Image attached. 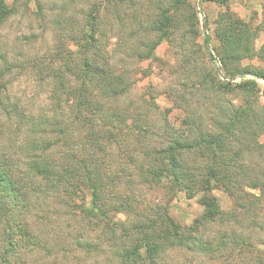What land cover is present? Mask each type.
Returning a JSON list of instances; mask_svg holds the SVG:
<instances>
[{
    "label": "trees",
    "instance_id": "trees-1",
    "mask_svg": "<svg viewBox=\"0 0 264 264\" xmlns=\"http://www.w3.org/2000/svg\"><path fill=\"white\" fill-rule=\"evenodd\" d=\"M45 1L0 0V25L33 3L39 21L45 20V9L55 12L56 31L47 107L26 106L6 94L5 76L17 63L0 48V223L7 230L0 264H10V255L38 243L29 220H9L7 200H18L24 211H31L35 202L48 197L69 209L65 215L77 223L90 230L100 226L103 235L110 231L115 242L108 238V243L116 246L119 264H157L167 250L178 247L204 256L226 250L231 260L248 253L250 264H264L262 250L246 235L258 226L264 230L258 222L264 205V90L257 82L264 80V41L254 47L264 34V1L261 21L252 27L229 9L230 0H201L225 8L213 29L224 79L212 68L209 36L196 42L201 27L206 32V22L200 24L202 11L189 0L87 1L86 8H79L82 22L76 24L62 21L74 0H62L59 7ZM102 13L111 15L110 29L118 44L122 40L126 46V55L139 60L151 57L159 43L181 31L182 44L187 33L193 36L192 59L180 68L190 76V100L177 95L173 104L183 113L178 132L168 123V110L157 123L150 113L158 109L154 100L150 111L130 112L118 104L130 82L100 55ZM153 35L156 40H150ZM250 60L261 66L244 64ZM238 75L240 82L225 79ZM206 104L210 108L205 110ZM67 108L74 114L68 116ZM107 144L115 149L118 170L111 171L106 163ZM133 186L182 192L197 198L203 212L191 224L179 225L166 207L144 203ZM215 191L226 195L229 209L222 208ZM118 213L134 219L128 229ZM38 220L35 215L33 222ZM211 225L216 230L205 237L203 231ZM76 237L78 251H100L82 241L83 232L77 230ZM259 237L258 245H264Z\"/></svg>",
    "mask_w": 264,
    "mask_h": 264
},
{
    "label": "rangeland",
    "instance_id": "rangeland-1",
    "mask_svg": "<svg viewBox=\"0 0 264 264\" xmlns=\"http://www.w3.org/2000/svg\"><path fill=\"white\" fill-rule=\"evenodd\" d=\"M13 0H5L7 4H11ZM66 1V0H65ZM95 3L99 0H74L73 5L65 11L66 17L62 16V21L73 24L82 22L81 8H86L85 2ZM144 1V0H141ZM199 11L200 24L204 20L206 22V32L201 27L200 35L196 38V42L202 43L204 34L210 38L209 47L213 56L212 68L215 69L219 79H224L220 73V62L216 56L215 47L217 40L214 34V22L217 15L225 10L224 6L214 2H202L201 0H189ZM264 0H230L229 9L238 17L247 21L252 27L261 21L262 3ZM62 0H46L45 3H56L60 6ZM47 5V6H48ZM35 6L30 3L28 9L20 8L19 11L12 15L8 20L0 25V48L1 51L9 52V59L17 63L15 69L5 76L6 94L12 99L19 101L21 104L30 107H47V96L49 93V73H50V56L54 53L55 45V12L45 9V20L39 21L34 15ZM58 11H56L57 14ZM102 22L99 25L100 31L104 34L101 36V43L104 44V61H107L117 71H123L130 82L129 91L118 101V104L127 108L130 112L150 111V103L154 100L158 109L151 110L150 113L156 115L155 120L161 124L160 116L168 110L167 120L170 126L174 127V132L179 127L180 119L183 113L173 107L174 101L178 102L177 95L190 100V76L185 71L181 72L182 62L185 59H192L193 36L189 33L185 36V44H182V32L175 34L173 39L162 41L154 49L152 56L139 60L135 57H128L126 54V46L122 45L114 38L115 31L110 29L113 22L111 15L102 13L100 18ZM115 25V24H114ZM114 30V29H113ZM115 30L117 28L115 27ZM64 35L66 33H63ZM120 36V35H119ZM150 40H156V36L150 37ZM264 41V34L260 33L254 41V47L257 50ZM153 42V41H152ZM121 44V45H120ZM35 63L39 65L35 66ZM245 65L261 66L259 60L245 61ZM59 66V64H58ZM53 70V69H52ZM250 78L251 77H245ZM231 82H240L242 77L236 76L232 79L225 78ZM259 89L264 90V80L257 79ZM264 100V98L262 97ZM224 100H226L224 98ZM181 102L182 99H179ZM209 104L205 105V110ZM210 108V106H209ZM68 116L74 114L72 109L65 110ZM161 112V113H160ZM264 141V135L260 138ZM77 141V140H74ZM69 142V141H68ZM79 146V145H78ZM106 146V163L111 171L118 170L116 152L112 145ZM264 166V164H263ZM126 176L124 179H127ZM136 180V179H133ZM136 183L135 181H133ZM140 199L146 204H156L166 207L169 215L179 225H189L202 212V206L198 203L197 198L188 199L182 192L176 194L170 193L166 188L160 186L153 189L139 188L133 186ZM224 210L230 208V201L221 191L214 193ZM87 198V197H86ZM55 199L48 197L40 203L35 202L33 212L23 210L18 200L8 199L7 208L10 211L9 220L19 222L20 220H29L33 230L37 232L38 237L32 248L20 250V255H10V264H119L114 256L116 246H110L108 238L115 242L114 235L102 232L100 226L96 229H89L82 223H77L71 215L66 216V212H71L58 203H54ZM76 202V201H75ZM38 203V204H37ZM58 213V214H57ZM50 218L47 220L48 215ZM35 215L39 220L33 222ZM117 218L124 223V227L128 229L130 223L134 219L127 218L123 213H118ZM258 222L264 225V205L258 218ZM251 234L246 235L251 238L254 245L261 251L260 256L264 261V245H258V239L261 236L264 239V230L253 228ZM77 230L83 232L85 237L82 241L93 243L99 247L98 252L84 253L76 249ZM214 225L208 226L204 231L205 237L211 236L215 231ZM252 231V227H250ZM6 226L0 223V249H6ZM116 237V236H115ZM103 239L100 240V239ZM49 248V249H48ZM235 249V248H234ZM238 252V249H235ZM229 251L219 250L215 255H199L186 247L171 248L167 250L161 257L157 259V264H224L226 261L232 264H250L246 260L247 256L251 260L248 253L234 255V260L229 259ZM247 255V256H246Z\"/></svg>",
    "mask_w": 264,
    "mask_h": 264
}]
</instances>
